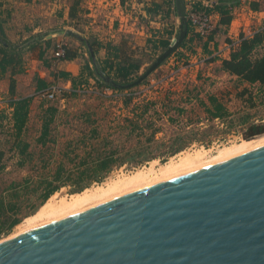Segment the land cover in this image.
Masks as SVG:
<instances>
[{"label": "rangeland", "instance_id": "obj_1", "mask_svg": "<svg viewBox=\"0 0 264 264\" xmlns=\"http://www.w3.org/2000/svg\"><path fill=\"white\" fill-rule=\"evenodd\" d=\"M44 1L47 3H45L46 6L43 10L45 9L44 11L47 12V5L50 4L49 13L47 14L45 12L44 15H40L39 18L36 19L31 15L33 14L32 8L29 9L28 6H26L21 9L23 7L21 5L19 9L20 15L29 14L30 17H32V22L28 21L19 28L25 32L31 33L32 38H42L41 41H39L44 43L43 45L41 44V47H45L42 54H38V49L36 51L26 50V45H22V42L26 41L19 42L18 44L11 43L10 25L7 26V31H10L9 35L0 29V63H3V58L6 57V55L15 57L14 61L6 65L4 71L0 69V191L12 181L21 180L30 172V166L32 164H30L28 157L24 158V156H20L19 149L15 142L22 136L26 143H31L32 151L39 154L42 146L37 143L36 139L41 134L42 117L45 108L49 105L58 106L62 110V112L57 115L56 126L54 125L52 127V138H54V140L47 145L49 146L48 154H54V157H59L61 151L65 150L67 142L76 138L83 132L84 129L81 123L82 120L85 119V117L82 116L84 112H90L93 120H97V124H103L105 128L110 124H114V122L111 121L115 117H121L122 119V117L131 114L132 108L139 104L138 102L142 100V97L151 94L155 96L153 92L149 91L151 88L157 89L173 86L174 89L181 91L184 90L188 84L191 88H193L194 85H198V90L201 91L202 95H206V92L219 94L228 102V107L232 110V114L229 116V121L226 122L220 119L209 120L207 114L202 108L198 107L195 100H193V102L186 100L182 101L180 96L173 95L171 98H174L173 102L177 105V108H186L184 113H176L173 111L172 113L175 117L181 116V118L185 119L192 118L193 122L191 123L193 125L199 124L201 128L207 129L204 134L199 136V141H195L178 154L203 148L216 153L220 148L226 145L238 143L243 139L253 140L264 135V133H261L250 138L245 137L247 128L250 124L256 123L264 125V86L257 84L250 87L257 95V98H255V105L250 106V103L244 101V99L249 97V93L245 94L242 98L237 97L236 93L242 90L243 86L239 85L236 77H231L221 70H218L220 62L214 60L215 57L228 51V49L231 52L233 51V48L230 46L232 38L229 39L226 33L229 31L234 18L236 19L238 14H242L243 16L240 17V19L237 18L238 20L235 22V26L240 32V38L244 35L245 28L248 25H252L253 30H256V32L264 31V21L262 22V19H258L260 18L259 13L264 9V0H234L235 2H232L229 7L225 6L226 9L224 12L227 17L225 18L227 19V23L225 22L223 28H221L223 32L225 31V34H223L219 40H214L215 44H222L220 48L214 47L213 42L211 43V47H209V45H199L200 42L198 40L205 37L213 38V35L217 33L215 32L216 29L208 36H201L196 31L195 26L188 22V18L186 17L188 22V33H192L194 40L198 39L197 42L194 43V40H191L188 45L186 42L187 33L185 39L175 48L172 54L146 77L144 84L142 81L136 84H134V82L139 80L142 74H144L157 58L168 49L171 45V41L180 35L182 31V9L177 0L165 1L164 9L161 10V19L169 27L167 31L169 37L166 36L163 39L159 52L154 50L147 52L146 49L148 46L142 45V38L146 37L145 34L147 33H142L143 26L144 30L147 31V25H149V20H151V18L147 17L142 19V13H137L136 9L130 7V2H126V9L130 14L129 19L121 27L117 24L113 26V28L120 29V35L112 31L108 33L107 36H103L102 39H98V36L95 38L93 35L85 38L78 33L74 36L70 34L71 31L67 32L66 30L64 36L66 38H74L76 41L64 38L59 40L65 41L70 47L63 57H59L55 53V46L57 43L54 42V39L58 38L59 34L56 37H53L52 34L49 36L54 39H48L47 34L52 32V30L54 33L60 32L58 28L62 27L61 23L63 22L60 12L64 10L62 4L66 5L64 1H68L69 3L73 2L74 5L76 0ZM210 1L211 5L207 7L206 1L203 0H184L186 12L188 13L189 11L196 10H207L212 13L216 11L223 12L222 9H218L220 5L224 7V4L221 3L222 0ZM188 4H190V6H188ZM54 6H57L56 10L54 13H51L53 8H55ZM237 9H239V11L235 13ZM151 10L153 12L157 11V9L154 10V8ZM73 12L77 13V10L74 9ZM4 13L5 11L3 10V16ZM58 14L60 15L58 16ZM73 16L75 17L76 15ZM45 18L48 20H46L44 24L42 20ZM23 20L24 22L26 21L25 18H23ZM178 23V30L174 34L176 24ZM34 27L41 28L35 31ZM98 30L99 29L96 31ZM63 31L65 30L63 29ZM168 38H170L169 41L167 40ZM36 40L37 39L28 40L26 44L33 45V42H36ZM210 40L204 42L210 43ZM77 41L79 42L77 43ZM81 46L82 50L79 51ZM151 47L154 48L153 45ZM49 48L53 49V52H47L46 50ZM103 48H105L107 52L101 55L99 53ZM85 51H87V54H85ZM208 51H213L214 53L208 54ZM68 52H70L71 55L69 54V56H67ZM192 52H200L203 58H200V55H198V57L189 59V57L185 55V53L191 54ZM263 52V47H259L256 50V54H261ZM66 59L78 62L81 67L80 71L74 74L72 71L67 72L66 70L60 69L59 65ZM200 72H202L205 77L209 75L214 76L213 80H198V74ZM214 72H216V76ZM114 82L124 84L126 89L119 91L118 89L110 87ZM142 91H145L143 95ZM50 94H54L53 99L49 97ZM129 97L132 98L129 104L126 105L125 102ZM160 106L161 103H159L158 108H160ZM245 116H249V121L247 123H242V119ZM185 119L173 125H184L187 122ZM164 124L169 129L173 128L166 120ZM209 126L213 127L211 128ZM17 132H19V135ZM150 163L151 161L143 163L138 167L125 165L116 168L109 173L102 182L94 183L90 188L105 184L118 175L133 173L145 165L149 166ZM161 163L165 162L161 161V159H156V166L159 167ZM56 193L58 198L71 197V195L74 194L68 186ZM29 208L30 205H25L23 210L17 215L21 217L20 223H22L27 216L31 215L28 214ZM7 224L9 223L4 224L0 222V228H6ZM17 226L18 225H16L11 232L1 234L0 240L17 232Z\"/></svg>", "mask_w": 264, "mask_h": 264}, {"label": "water", "instance_id": "obj_2", "mask_svg": "<svg viewBox=\"0 0 264 264\" xmlns=\"http://www.w3.org/2000/svg\"><path fill=\"white\" fill-rule=\"evenodd\" d=\"M182 31L143 81L188 33ZM0 264H264V145L0 240Z\"/></svg>", "mask_w": 264, "mask_h": 264}, {"label": "trees", "instance_id": "obj_3", "mask_svg": "<svg viewBox=\"0 0 264 264\" xmlns=\"http://www.w3.org/2000/svg\"><path fill=\"white\" fill-rule=\"evenodd\" d=\"M218 9H222L221 13L225 14V6L220 5ZM224 20L227 23V19ZM241 41L240 46L231 52L230 59H224L218 70L238 79L239 85L243 88L236 96L242 98L249 93V97L244 101L253 106L257 95L250 87L257 84L264 86V52L256 54L259 47L264 48V31ZM69 54L71 55L68 52L67 56ZM14 60V56L6 55L3 63H0L1 71ZM203 75L200 72L198 80H213L214 76ZM145 81L146 79L142 83ZM110 87L119 91L126 89L125 85L119 82H114ZM149 91L155 96L151 94L142 97L139 104L132 108L131 114L122 119L115 117L111 121L114 124L105 128L103 124H97V120H93L90 112H84L82 116L85 119L81 123L83 132L67 142L65 150L61 151L59 157L48 154L47 145L54 140L52 127L56 126L57 115L62 110L54 105L45 108L41 134L36 139L42 146L39 154L32 151L31 143H26L22 136L15 142L20 156L28 157L32 165L25 177L12 181L0 191V222L9 223L6 228H0V235L11 232L21 222V217L17 215L27 204L30 205L28 214H34L53 194L64 187H70L72 193L82 192L94 183L102 182L116 168L125 165L138 167L154 159L166 162L171 156L199 141V136L207 129L201 128L199 124L193 125L192 118L185 119L181 116L176 118L172 112L184 113L186 108L182 106L177 108L173 102L174 98H171L173 95L180 96L182 101L195 100L209 120L220 119L226 122L232 114L224 98L212 92L202 95L198 85L191 88L188 84L181 91L174 89L173 86L151 88ZM144 92L142 91V95ZM131 98L126 100V105ZM184 119L187 121L184 125H173ZM165 120L173 128L165 126ZM248 121L249 116L242 119V123ZM17 133L19 135V132ZM261 133H264V125L252 123L248 126L245 137L250 138Z\"/></svg>", "mask_w": 264, "mask_h": 264}, {"label": "crops", "instance_id": "obj_4", "mask_svg": "<svg viewBox=\"0 0 264 264\" xmlns=\"http://www.w3.org/2000/svg\"><path fill=\"white\" fill-rule=\"evenodd\" d=\"M167 0H76V2L73 5V2L69 3L68 1H64L66 2L65 4H62V6H64V10L61 11L60 13L62 14V18H63V22L62 27H59L58 29H60V32L58 31L57 33H54L53 30L52 32H49L47 34L48 39H51L52 37H49L51 34L53 37L58 36V38H52L54 39V42H57L61 39H70L73 41H76L74 38L68 37L66 38L64 36V33L66 32H70V34H73L74 36H76V34L78 33L79 35H81L82 37H91V35H93L95 38L96 36H98V39H102L103 36H107L108 33L110 32H114L116 34H121L120 33V29L118 30V28H113V26L115 24H117L119 27H121L130 17L129 12L126 9V2H130V7H132L133 9H136L137 13H142V19L150 17L151 20H149V25H147L148 30L145 31L144 30V26H143V32L142 33H146V37H143V41H142V45H147V52L150 50H154V51H158L159 52V48H161V43L163 41V39L168 36V26L165 22L162 21L161 17H162V13L161 10L164 9V2ZM203 1H209V0H203ZM232 2H235L234 0H222L221 3L224 4V6H230L232 4ZM45 3H47L44 0H0V29L1 31H4L7 35L10 34V41L11 43H19L22 41H28V40H36V42H33V45H27L26 42H22V45H26V50H34L36 51L37 49L38 54H42V51L45 49L41 47V44L43 45L44 43H41L39 41H41V39L39 37L37 38H32V34L28 33L27 31H23L21 30L19 27L21 25H25L28 21H31V18L29 14L27 15H20L21 13H19V9L21 7V5L23 6L21 9H23L24 7L28 6V8H32L33 9V14H31L32 16L36 18H39L40 15H44L46 11L43 10V8H45ZM49 5L48 4V8H47V14L49 13ZM66 6V7H65ZM188 6H190V4H188ZM55 8H53V10L51 11V13H54V11L56 10L57 6H54ZM154 8L157 9L156 12H153L151 9ZM5 11L4 16L3 14V10ZM77 10V13L73 12V10ZM153 13H152V12ZM239 9L235 10V13H238ZM158 12V13H157ZM212 13V12H211ZM260 14V18H258L259 20L262 19V22L264 21V9L259 13ZM60 14H58L59 16ZM73 15H76L75 17ZM7 16V17H6ZM240 17H243L242 14H238L236 16V19L234 18L229 31L226 33V36L229 37V39L232 38V40H237L239 38V30L236 28L235 26V22L236 20H238L237 18L240 19ZM2 18V19H1ZM23 18L26 19V21L24 22ZM225 18L226 14H223L219 11L213 12L212 13V19L215 25V29L217 32L216 34H212L213 38H203V39H195L194 40V36L192 35V33H188L187 35V44L189 45L191 40H194L193 42H197V40L200 42L199 45H209V47H211V43L213 42V46L214 47H221L222 44H215L214 40H219V38L225 34L221 28H223V24L225 22ZM23 20V21H22ZM42 20V19H41ZM48 19H44L42 21H45ZM176 23V22H175ZM79 24V25H78ZM11 26V30L7 31V26ZM28 25V24H27ZM14 26V27H12ZM16 26V28H15ZM40 26V25H38ZM78 26V27H77ZM179 27V23L176 24V30L174 31L177 32ZM35 31H37L39 28L41 27H34ZM63 29L65 31H63ZM97 29H99L98 31H96ZM34 31V32H35ZM63 31V32H62ZM74 31V32H72ZM150 32V33H149ZM33 33V32H32ZM115 36V35H113ZM9 37V36H8ZM29 37H31L30 39H28ZM28 39V40H27ZM213 39V40H210ZM168 41L170 40V38L167 39ZM176 40V37L172 40L174 41ZM210 40V43H205L204 41ZM43 41V40H42ZM171 41V42H172ZM79 41H77L78 43ZM225 43V42H223ZM21 45V44H20ZM153 45L154 48H152L151 46ZM151 47V48H149ZM82 50V46L81 48H79V51ZM47 52L51 51L53 52V49H47ZM107 50L105 48L100 50V53L102 55V53H106ZM208 54H212L211 51H208ZM73 53V52H72ZM214 53V52H213ZM186 56L189 57V59L193 58V57H198V55H200V52H192L191 54H186ZM214 55V54H213ZM200 58L201 55L199 56ZM231 57V51L228 49V51L221 53V55H219L218 57H215L214 60H216L217 62H220V66L219 68L222 66V61L224 59H230ZM60 69L66 70L68 71H72L74 74L78 73L81 69V67L79 66L78 62H76L75 60H63L62 63L59 65ZM218 68V69H219ZM251 86V85H249Z\"/></svg>", "mask_w": 264, "mask_h": 264}, {"label": "bare ground", "instance_id": "obj_5", "mask_svg": "<svg viewBox=\"0 0 264 264\" xmlns=\"http://www.w3.org/2000/svg\"><path fill=\"white\" fill-rule=\"evenodd\" d=\"M264 145V135L253 140H245L220 148L216 153L207 149L186 151L171 157L167 162L156 166V159L133 173L121 174L105 184L87 187L71 197H57L53 194L34 214L27 216L17 226L21 232L40 223L58 220L70 214L99 204L113 197L158 182L171 176L186 172L229 156ZM16 233V232H15Z\"/></svg>", "mask_w": 264, "mask_h": 264}, {"label": "built area", "instance_id": "obj_6", "mask_svg": "<svg viewBox=\"0 0 264 264\" xmlns=\"http://www.w3.org/2000/svg\"><path fill=\"white\" fill-rule=\"evenodd\" d=\"M209 5H211V1H206V6L208 7ZM186 17L188 18V22L195 26L196 31L201 35V36H208L209 34H211L213 32V30L215 29V25L212 19V13L207 11V10H196V11H189L188 13L186 12ZM256 30H253L252 25H248L245 28V33L244 35L240 38H238L237 40H231V47L233 48V50L237 49L240 44H241V40L245 39V38H250L253 37L256 34ZM56 46H55V53L57 56L59 57H63L66 55L67 50L70 49L69 44L65 43V41H57L56 42ZM87 51H85V54ZM50 98H54V94H50L49 95Z\"/></svg>", "mask_w": 264, "mask_h": 264}]
</instances>
